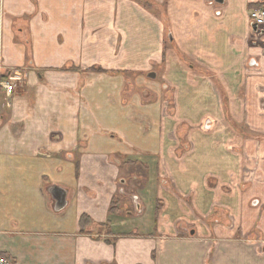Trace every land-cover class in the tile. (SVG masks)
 Here are the masks:
<instances>
[{"label": "crops", "instance_id": "obj_1", "mask_svg": "<svg viewBox=\"0 0 264 264\" xmlns=\"http://www.w3.org/2000/svg\"><path fill=\"white\" fill-rule=\"evenodd\" d=\"M153 1L165 14L0 0V74L14 77L11 95L0 88V264H264L249 243L264 242V215L256 240L243 220L240 145L217 142L211 123L218 81L230 113L264 133V37L249 16L264 0Z\"/></svg>", "mask_w": 264, "mask_h": 264}, {"label": "rangeland", "instance_id": "obj_2", "mask_svg": "<svg viewBox=\"0 0 264 264\" xmlns=\"http://www.w3.org/2000/svg\"><path fill=\"white\" fill-rule=\"evenodd\" d=\"M136 2L138 5H141L143 8L150 10L152 13H156L161 16V14H165L166 8L157 1L153 0H133ZM166 23V22H165ZM264 28V25L262 26ZM252 39L253 40H259L261 41L258 37L257 34H252ZM165 43L169 47H175V43H170L169 38L166 36L165 38ZM263 43V42H262ZM14 79V77H10ZM215 82V81H214ZM219 82L216 81L215 85L217 86V89L219 90L222 98V103H221V112H220V117L216 118V120L213 123V128L214 131L217 133L215 138L216 141L219 143H224L226 138L230 139L233 141L234 145H240L239 147H234V153L236 154H242L243 156V169H244V184L245 187L244 189L247 190L249 194H251V198L248 202L249 211L248 213L245 212L243 215V220L247 218V222L249 223L250 230L248 232V239L251 240H256L257 238H261V233L260 230L256 227L258 225V222L261 221L263 215H264V204H257L255 205L253 202L254 200H258L256 197L257 195H263L262 193L263 190L258 188V180L264 177V155H261V150L258 152L256 149H246V144L251 143V145H254L257 147V145H264V133L257 132L256 129V119H253L250 123L248 121H242L239 118L234 117L229 111V101H228V96L225 94L223 87H218ZM251 100V98H249ZM257 101H250L249 106L251 110V115L254 114L253 116L255 117L256 114V106L258 105L256 103ZM264 105V103H263ZM214 106L213 104H205L202 103L201 109L202 111L205 109H212ZM175 109V103L170 101L168 110L170 112H174ZM196 110V108H195ZM197 112L199 111L198 109L196 110ZM199 113V112H198ZM210 119V118H207ZM211 120V119H210ZM192 123L195 120V118L189 120ZM212 126V124H211ZM194 127V126H192ZM191 127V128H192ZM188 126H185L183 128V131L181 130V138L180 140L183 142H189V131L190 129ZM227 129V130H226ZM231 129V130H230ZM228 131L233 133V136L228 133ZM227 132V136L225 133ZM230 135V136H229ZM233 137V138H232ZM228 139V140H229ZM194 142L195 143H200L201 139L194 136ZM248 150V155L246 154ZM258 154L260 156H258ZM260 220V221H259ZM262 224V222H260ZM253 225V226H252ZM240 233H242L240 231ZM250 244L254 245V250L256 254H264V242H249Z\"/></svg>", "mask_w": 264, "mask_h": 264}, {"label": "built area", "instance_id": "obj_3", "mask_svg": "<svg viewBox=\"0 0 264 264\" xmlns=\"http://www.w3.org/2000/svg\"><path fill=\"white\" fill-rule=\"evenodd\" d=\"M249 16L252 23H257L261 27L264 25V7L251 10ZM11 81L3 79L0 74V88H4L8 95H11L14 90V84ZM0 262L3 263L4 260H0Z\"/></svg>", "mask_w": 264, "mask_h": 264}, {"label": "water", "instance_id": "obj_4", "mask_svg": "<svg viewBox=\"0 0 264 264\" xmlns=\"http://www.w3.org/2000/svg\"><path fill=\"white\" fill-rule=\"evenodd\" d=\"M252 28L254 31L258 30V24L257 23H252ZM150 76L155 77L156 73L152 72ZM50 192L53 194L54 198L56 199V208L58 210L62 209L66 205V190L63 189L62 187L55 186L50 189Z\"/></svg>", "mask_w": 264, "mask_h": 264}, {"label": "flooded vegetation", "instance_id": "obj_5", "mask_svg": "<svg viewBox=\"0 0 264 264\" xmlns=\"http://www.w3.org/2000/svg\"><path fill=\"white\" fill-rule=\"evenodd\" d=\"M215 1L216 2H220V0H215ZM256 8H259V7H256ZM253 9H255V8L250 9V11L253 10ZM218 13H220V11H218ZM251 28H252V24H251ZM252 31H253V33L257 34V37L258 38L264 37V28L263 27H261V26L258 25V30L257 31H254V29L252 28ZM255 42H257V40Z\"/></svg>", "mask_w": 264, "mask_h": 264}, {"label": "trees", "instance_id": "obj_6", "mask_svg": "<svg viewBox=\"0 0 264 264\" xmlns=\"http://www.w3.org/2000/svg\"><path fill=\"white\" fill-rule=\"evenodd\" d=\"M87 222H91V219L88 216H83L81 219V223H82V227L86 225ZM83 232H85V230H82Z\"/></svg>", "mask_w": 264, "mask_h": 264}]
</instances>
